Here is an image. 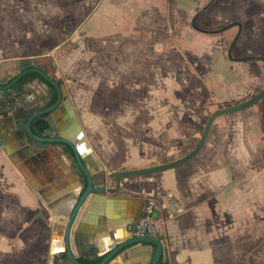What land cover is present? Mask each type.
<instances>
[{
  "label": "crops",
  "instance_id": "obj_1",
  "mask_svg": "<svg viewBox=\"0 0 264 264\" xmlns=\"http://www.w3.org/2000/svg\"><path fill=\"white\" fill-rule=\"evenodd\" d=\"M30 7L35 9L32 15H29L31 8L25 5L0 4L1 12L6 13L0 14V88L23 70L35 67L44 69L63 87L64 95L57 102L56 88L38 73L39 76L24 85L19 105L8 114L1 113L0 108V264H70L65 229L68 217L87 187L86 173L70 145L43 142L31 136L29 123L36 137H47L35 129L38 118L35 116L53 107L40 116L51 118L52 137L73 142L85 171L98 186L110 189L116 182L105 179L106 174L164 164L189 153L200 140L207 114L163 108L160 112L151 103L149 111H143L147 107L144 106L133 114L124 109L127 99L122 94L115 104L117 108L111 109V99L106 95L96 99L92 96L96 91L89 87L96 86L98 81L110 82L109 77L103 75L102 80V75L90 73L86 68H73L70 62L66 65L55 58L63 41L60 42L58 34L48 33L45 23L58 24V16L54 11L48 13L46 6L44 10L36 2H31ZM111 21L95 10L87 21L94 30L87 31L90 34H86L85 27L79 30L86 34L83 38L104 43L101 54L93 52L96 56L106 55L111 49V40L124 35L123 31L112 32ZM200 35L198 43L213 46L217 51L195 55L194 70L201 71L202 75L192 89L196 96L206 95V99L213 88L215 93L219 88L227 91L224 81L229 74H220L219 70L227 71L225 61H232L226 54L224 60L218 58L217 35ZM82 56H77L79 61ZM213 56L215 62L219 59L218 69L207 65ZM49 57H53L52 62ZM68 59L77 62L74 55ZM232 63L238 71H245V65H249L250 71L259 67L245 62ZM107 68L110 67L99 71L105 72ZM85 71L91 77L87 83ZM236 73L233 71L231 75ZM72 76L80 77V81L75 83ZM245 81H250L248 86L254 85L256 74L247 76ZM3 93L0 91V98ZM29 95L34 96L31 102L26 100ZM129 118L146 121L131 126ZM248 130L243 131L242 139L234 131L243 149H234L232 139V144L223 148L226 152L220 153L218 118L203 150L186 164L122 179L121 188L115 193L89 194L70 232V247L78 262L99 264L119 245L134 240V225L150 199L156 204L155 215L163 223L162 237L166 240L159 264H219V239L223 242L227 236L230 238L226 241H238L239 234L235 232L255 230L257 207H260L258 213L264 212V159L256 162L264 153V147L257 145L264 141V128L255 132ZM256 164L260 167L256 168ZM156 251L157 245L153 242L130 244L109 264H152Z\"/></svg>",
  "mask_w": 264,
  "mask_h": 264
},
{
  "label": "rangeland",
  "instance_id": "obj_2",
  "mask_svg": "<svg viewBox=\"0 0 264 264\" xmlns=\"http://www.w3.org/2000/svg\"><path fill=\"white\" fill-rule=\"evenodd\" d=\"M137 1L0 0V4L16 2L20 6L25 5L30 9V3L36 2L39 5L42 4L44 10H46V6L49 9L48 13L54 11L58 16L59 23L55 25L50 22L45 23L48 26V33L51 31L50 34H58V37H61L60 42L63 41L54 57L62 60L66 65L71 63L73 68H86L90 73L97 74V76L102 75V80L103 75H107L110 82L98 81L96 86L89 87L91 91H96L92 94L96 99L101 95L110 98L111 109L117 108L115 104H118L122 94L123 98L127 99L124 109L129 113L134 114L144 106L147 107H144L143 111H149L151 103L155 106L154 109L160 112L163 109L167 111L186 109L203 115L207 114V118L203 119L207 122L215 110L241 104L264 89L263 61L245 62V64L250 63L252 66L255 64L260 67H256L252 71L248 69L249 65H245V71L240 69L238 71L236 64L225 61L227 63L224 67L227 71L219 70V73L229 74V77L224 81L228 86L225 87L228 88L227 91L225 89L221 91L219 88V92L215 93L213 88L206 99V95L196 96L192 88L201 78L202 72L194 70L197 67L195 66L197 65L195 57L200 53L204 54L210 51L217 53V51H214L215 47L213 46L198 43L202 38L200 35L202 33L193 28L192 19L212 0ZM23 2L26 3L23 4ZM34 10L31 8L29 15L34 14ZM95 10L99 16L112 20V24L109 26L113 33L123 31L124 34L122 37L112 39L111 49L106 55L101 56H96L93 52L101 54L100 48L104 43L99 39L83 38L86 34H90L87 31L94 30L87 21L94 15ZM0 14L5 15L6 13H2L0 9ZM28 21H31V17ZM234 21H240L243 24V32L234 50V55L243 57L257 53L256 55L263 56L264 0H214L207 10L198 15L196 25L201 29L213 32ZM82 27H85L86 34L83 31L80 33L79 30ZM98 27H95L96 31ZM237 31L238 28L234 27L218 34L209 33L219 37L217 43L219 55H222H218V58L222 57L223 59V56L227 55L228 48ZM91 48L93 49L90 51ZM73 55L77 62L69 61L68 58ZM78 55H83L81 61H79ZM218 58L217 60H219ZM211 59L212 61L207 63L208 67L218 69L217 63L219 62L217 60V63L215 62L214 56ZM88 63L92 65H88ZM105 67L111 69L107 68L104 72ZM100 68H104V70L99 71ZM233 71L237 73L231 75ZM83 73L87 77V83L91 77L87 76V71ZM252 73L256 74V82L254 85L248 86L250 81L245 80ZM80 77H83L82 73ZM80 77L72 76L71 78L72 81L78 83ZM120 78H122L121 81ZM125 78H127V82H123ZM234 84H237L238 87H234ZM185 94L189 96H185ZM260 120L263 122L262 124H260ZM138 121L142 123L146 120L128 119L131 126ZM262 128H264V98L246 110L221 116L219 118V152L225 153L226 149L223 148L230 146L232 139H234V149L244 148L243 144L238 145L234 131L242 139L243 131L249 129V132H255ZM147 130L149 131V129ZM262 134L264 136V133ZM243 142L246 143V141ZM258 144L261 148L264 147V141H259ZM260 159H264V153L257 157L256 162L258 163ZM256 165L258 168L259 165ZM258 209L254 216V231L239 230V232H235L239 234L236 239L238 241L235 242L226 241L230 238L227 236L223 242L219 239V264H264V212L258 213Z\"/></svg>",
  "mask_w": 264,
  "mask_h": 264
},
{
  "label": "water",
  "instance_id": "obj_3",
  "mask_svg": "<svg viewBox=\"0 0 264 264\" xmlns=\"http://www.w3.org/2000/svg\"><path fill=\"white\" fill-rule=\"evenodd\" d=\"M214 0H212L207 6H205L203 8V10H201L200 12L197 13V15L192 19V26L194 29L198 30L199 32H203V33H221L224 32L230 28L233 27H237L238 31L236 36L234 37V39L232 40L229 48H228V53L227 56L228 58L235 63H242V62H249V61H264V56H259V55H249V56H243V57H236L234 56V50L241 38L242 32H243V24L240 21H234L231 22L230 24L226 25L224 28L215 30L213 32L205 30V29H201L196 25V20L198 15L207 10L211 5L212 2ZM49 60H51V62L53 61V57H49ZM29 71H34L39 73L40 75H42L47 81H49L57 90L58 92V101L60 102V100H62V97L64 95V91H63V87L59 86L55 80L49 76L44 69L40 68H35L32 67L30 69H26L23 70L21 73H19L15 79L10 82L9 84H6L4 87L0 88V91H5L8 89H11L13 87V85H15V83L27 72ZM0 83H2V81H0ZM264 98V89L261 90L258 94H256L255 96H253L252 98H250L249 100L241 103V104H237V105H233V106H228V107H223V108H219L217 110H215L208 118V121L206 122V125L204 127V130L202 132V135L200 137L199 142L197 143V145L186 155L171 161V162H167L164 164H156L153 166H149L146 168H138V169H131V170H120V171H114L111 172L110 174H106L104 177L105 179H111L114 180L116 182V186L114 188H106L105 186H98L95 182L94 179L85 171L84 168V162L83 159L80 155V153L78 152V150L75 148V144L65 138H53L52 137V133H50L49 128L52 127V123L51 122V118L46 117V118H42L40 117L43 113H47L50 112L52 108H49L48 110H45L44 112H40L38 115H36L35 117H38L35 122H34V127L36 130H40V132L44 135H46V138H38L34 135V133L32 132L31 129V124H28V130L29 133L31 134V136H33L35 139L37 140H41L43 142H51V141H57V142H61L63 144H68L70 145L73 150L75 151V156L77 159V162L80 165V168L86 173V178H87V187L85 189V191L83 192V194L81 195L79 201L77 202L72 214L68 217V221H67V226L65 229V238H66V250L68 253V256L70 258V264H80L77 260V258L75 257V255L73 254L71 247H70V232H71V228L72 225L75 221V218L81 208V206L83 205L84 201L86 200V198L89 196V194L91 193H105V192H111V193H115L118 192L121 188V180L122 179H128V178H135V177H141V176H146V175H151V174H155V173H159V172H163V171H167L170 169H174L177 167H180L184 164H186L187 162L191 161L193 158H195L205 147L211 130L213 128V125L215 123V121L220 118L221 116L224 115H229L232 113H236V112H240L243 110H246L252 106H255L258 102H260L262 99ZM62 222H64V220H60ZM138 242H153L157 245V251L155 253L154 259L152 264H159L162 256H163V245L161 243V241L158 238L155 237H145V238H134V240L128 242L127 244H121L119 245L116 249H114L112 251V253L103 261H101L99 264H109V262L114 258V256H116L119 252H121L123 249H125V247L129 246L130 244H135ZM94 250V249H92Z\"/></svg>",
  "mask_w": 264,
  "mask_h": 264
},
{
  "label": "built area",
  "instance_id": "obj_4",
  "mask_svg": "<svg viewBox=\"0 0 264 264\" xmlns=\"http://www.w3.org/2000/svg\"><path fill=\"white\" fill-rule=\"evenodd\" d=\"M26 100L31 102L34 100L33 95H29ZM22 102L21 98H14L5 100V104L2 107V112H10L14 107ZM156 204L153 200H148L142 209V214L138 222L134 225L133 236L136 238L155 237L158 238L163 248L166 246V240L162 237L163 235V223L156 218L155 215ZM164 255V252H163Z\"/></svg>",
  "mask_w": 264,
  "mask_h": 264
},
{
  "label": "trees",
  "instance_id": "obj_5",
  "mask_svg": "<svg viewBox=\"0 0 264 264\" xmlns=\"http://www.w3.org/2000/svg\"><path fill=\"white\" fill-rule=\"evenodd\" d=\"M39 76L38 73L36 72H28L26 74H24L16 83L15 85H13V87L11 89L5 90L2 97L0 98V108L2 109V107L5 104V100L8 99H13V98H21L20 96H22L24 94V90L23 87L24 85L31 81L32 79H34L35 77ZM14 80V78H11L8 82V84L10 82H12ZM3 114H8L6 112H1ZM89 264H98V262H94V263H89Z\"/></svg>",
  "mask_w": 264,
  "mask_h": 264
},
{
  "label": "flooded vegetation",
  "instance_id": "obj_6",
  "mask_svg": "<svg viewBox=\"0 0 264 264\" xmlns=\"http://www.w3.org/2000/svg\"><path fill=\"white\" fill-rule=\"evenodd\" d=\"M234 28V27H233ZM203 33V32H202Z\"/></svg>",
  "mask_w": 264,
  "mask_h": 264
}]
</instances>
